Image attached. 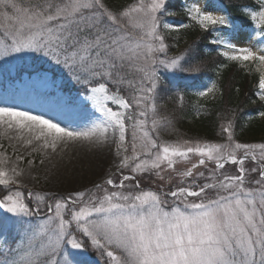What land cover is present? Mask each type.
<instances>
[{"label":"snow or ice","instance_id":"6c2138e0","mask_svg":"<svg viewBox=\"0 0 264 264\" xmlns=\"http://www.w3.org/2000/svg\"><path fill=\"white\" fill-rule=\"evenodd\" d=\"M185 12L205 31L217 26L235 29L227 16L205 10L198 0ZM243 12L259 30L257 35L264 38V0H258L255 8L244 7ZM165 15H175L167 0H133L118 9L106 0H0V60H23L19 54L26 53L49 57L69 69L78 83L90 85L86 99L103 116L87 131H77L2 106L0 126L6 132L18 131L17 139L25 147L38 142L33 152H55L61 142L94 138L103 142L111 133L120 157L117 170L153 172L161 182L166 179L162 173L177 172L178 162L198 157L177 173L183 179L168 191L126 183L136 181L137 176L121 173L118 183L111 177L105 180L115 190L94 186L102 191L100 196L88 189L47 203L45 195L35 193L33 209L19 190L24 169L18 164L3 166L8 159L0 153V186L11 192L0 198V209L14 217L38 215L41 204L47 209L46 218L29 229L21 246L0 252V264H92L90 248L106 258L105 264H264V143L237 142L232 120L221 125L226 143L161 139V131L171 121L160 114L156 101L159 69L199 70L191 65L194 53L189 50L167 55L166 35L177 28L163 21ZM212 43L227 49L221 54L228 60L256 65L260 74L255 95L264 101V47H237L224 39ZM37 75L47 80L39 70ZM125 83L133 89L131 100L120 94L119 86ZM110 84L117 86L116 91ZM214 89L215 84L197 95L208 96ZM179 100L182 103L183 96ZM258 115L264 118V111ZM128 120L133 121L131 142ZM249 159L261 163L246 168ZM16 160L22 163L24 157L17 155ZM209 163L214 165L209 176L197 171ZM227 164L237 166L235 174L221 171ZM198 178L204 182L197 183ZM188 179L190 183H186ZM167 182L172 183L171 176ZM13 188L17 190L12 192Z\"/></svg>","mask_w":264,"mask_h":264},{"label":"rangeland","instance_id":"374dc122","mask_svg":"<svg viewBox=\"0 0 264 264\" xmlns=\"http://www.w3.org/2000/svg\"><path fill=\"white\" fill-rule=\"evenodd\" d=\"M193 2L194 0H182L186 17L185 9ZM198 2L202 8L209 12L215 15L226 16L225 8H222L216 0H198ZM162 19L164 22L172 23L176 26L177 30L181 29L179 27L180 24H185L182 21L176 20L175 15H165ZM209 30L211 31L213 40L224 39L235 44L234 41L240 39V43L236 42L235 44L237 47H253V50L264 47V38L257 35L259 30L255 28V24L252 30L242 29L236 25L235 29L232 27L225 28L217 26L214 30ZM176 31L173 32L177 33L178 31ZM171 36V32L166 35V42L169 39L168 37ZM218 46V50L221 53L227 50L222 45ZM171 49L175 50L170 51ZM179 49L180 47L176 45V42L169 44L167 55L169 57L177 55ZM19 55H22L24 59L12 60L8 58V63L0 60V107H15L20 111H27L33 115L43 116L45 119H50L54 123L60 124L62 127L77 131H87L103 120L102 114L96 110L91 101L86 99V97L90 95L88 91L90 86H88L86 91L79 92L69 85L65 86L62 83V79L53 77V75L46 70H40L39 72L46 75L47 80L40 79L37 75V71L26 73L23 69L33 62L34 57L38 56L43 59L46 58V56H43L41 53H26ZM223 57L227 59L225 56ZM160 58L163 59L164 55L160 54ZM230 62L238 63L247 69L251 68L253 71H256V65L254 63L244 62L242 64L239 61ZM261 71H264V69H261ZM257 73L258 75L260 74L259 72ZM116 89L112 90L116 91ZM214 95L213 91V93L205 96V98L211 99ZM110 106L114 109L116 108V106L111 103ZM133 112L134 109L129 110L130 114ZM127 124L129 126L128 140L131 142V125L133 121L128 120ZM19 134L20 133L16 130L6 132L5 128L0 126V145L3 146L0 147V153L8 159V164L3 166L11 167L13 164H18L19 167L24 169V175L21 178L19 190L25 193V202L30 201V207L33 209L37 204L35 193L45 195V200L50 196L49 201L46 202L51 203V198L67 196L74 191L95 190L94 186L97 184L102 185L103 188L115 190L112 189L110 185L105 184V180L111 177L118 183L121 178V173L124 175L137 176L136 181H129L126 183L139 182L141 188L146 190L159 189L168 191L169 188L174 189L181 179H183L177 175V173L182 172L186 167H190L191 163H195L198 159V157L192 156L188 162H178L176 165L177 172L166 171L162 173V175H165L166 179L164 182H161L153 172L132 174L128 169L117 170L120 157L116 155V147L112 142L113 137L111 133H109V139L103 142H97L95 138L93 141L78 140L68 141L67 143L61 142L55 152L51 149L33 152L32 147H35L38 142L34 141L32 146L25 147L23 143L17 139ZM24 135H29L26 130ZM183 140L184 139H179L169 142ZM199 141L207 142L203 140ZM236 141L239 142V140ZM226 142L227 140L221 143ZM240 142L245 143V141ZM256 152L257 156H259L258 149ZM17 155H22L24 157V162L21 163L17 161ZM29 160L33 161V163L29 164ZM41 161H43V163H41ZM260 163L259 159H257V161L249 159L245 162V167H258ZM213 167L214 165L209 163L207 168L201 166L197 171H203L207 177L210 175L209 169ZM236 170L237 166L227 164L225 169L221 171L235 174ZM251 175L255 176L256 174L253 173ZM169 176H171V184L167 182ZM190 182V179L186 181V183ZM203 182L202 179H197V183ZM16 190L17 189L13 188L11 191L14 192ZM29 191L33 193L31 197L27 196ZM5 194H11V192L0 186V198H3ZM95 194L100 196L103 193L100 190H95ZM46 211L47 209L44 204H41V211L38 215L33 217H14L12 214L6 213L3 209H0V252L4 251V249L9 246H21L20 242L28 235L29 229L35 227L46 218ZM81 238L83 239V237ZM69 250L73 251L70 248ZM88 255L92 264H105L106 258L100 256L95 250L90 248Z\"/></svg>","mask_w":264,"mask_h":264},{"label":"trees","instance_id":"16d2710c","mask_svg":"<svg viewBox=\"0 0 264 264\" xmlns=\"http://www.w3.org/2000/svg\"><path fill=\"white\" fill-rule=\"evenodd\" d=\"M226 10V16L232 24L242 29H254V22L244 14L243 8H255L258 2L250 0H216ZM114 9L127 5L133 0H106ZM169 10L175 13L176 20L193 24L171 32L167 42L180 47L177 51L189 50L194 53L191 65L198 71H172L159 69L161 78L156 101L161 115L166 116L171 124L161 131V139L176 141L179 139L203 140L214 143L225 142L226 134L221 125L233 122V133L236 140L245 143L264 142V118L258 112L264 111V102L255 95L259 75L251 68L224 59L218 46L213 44L211 31L201 30L198 25L184 16L182 0H167ZM175 36V37H174ZM175 50L171 49L170 51ZM176 52V51H175ZM33 62L23 69L33 73L40 70L50 72L53 77L62 79L79 92L88 86L78 83L69 69L57 65L49 57H34ZM188 65H185L187 67ZM131 79V77H128ZM215 84L214 97L205 98L197 93L205 91ZM116 89V85H109ZM121 93L131 100L134 92L127 84L119 86ZM183 96L181 103L179 97ZM135 109V105L133 106ZM50 196L46 198L49 201Z\"/></svg>","mask_w":264,"mask_h":264},{"label":"bare ground","instance_id":"6f19581e","mask_svg":"<svg viewBox=\"0 0 264 264\" xmlns=\"http://www.w3.org/2000/svg\"><path fill=\"white\" fill-rule=\"evenodd\" d=\"M240 41H241V40H240V39H238V40H235L234 42H235V44H236V42H237V43H240Z\"/></svg>","mask_w":264,"mask_h":264}]
</instances>
